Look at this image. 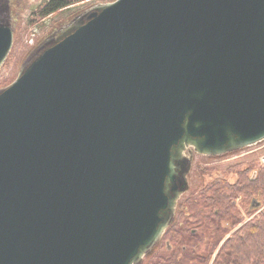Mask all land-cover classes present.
I'll list each match as a JSON object with an SVG mask.
<instances>
[{"label":"water","instance_id":"95a60500","mask_svg":"<svg viewBox=\"0 0 264 264\" xmlns=\"http://www.w3.org/2000/svg\"><path fill=\"white\" fill-rule=\"evenodd\" d=\"M263 140L264 0L86 8L0 88V264H141L176 217L193 154Z\"/></svg>","mask_w":264,"mask_h":264},{"label":"trees","instance_id":"16d2710c","mask_svg":"<svg viewBox=\"0 0 264 264\" xmlns=\"http://www.w3.org/2000/svg\"><path fill=\"white\" fill-rule=\"evenodd\" d=\"M78 1L43 0L40 13ZM254 166L251 161L234 171L233 181L215 177L199 184L202 205L193 204L189 213L177 206L174 221L141 264H264V166Z\"/></svg>","mask_w":264,"mask_h":264},{"label":"rangeland","instance_id":"374dc122","mask_svg":"<svg viewBox=\"0 0 264 264\" xmlns=\"http://www.w3.org/2000/svg\"><path fill=\"white\" fill-rule=\"evenodd\" d=\"M110 1L113 0H80L69 7L44 16L40 13L43 0H12L10 16L14 28L13 45L0 68V88L7 86L17 77L26 56L45 36L60 25L67 23L84 9ZM251 161L255 163L253 169H256L257 166H264V140L253 146L221 156L206 157L194 153L188 175L189 187L181 196L178 207L180 205L185 213H189L193 204L196 207L201 206L203 202L199 199V184L208 182L215 177H224L228 181H233L236 177L234 171L242 169ZM194 197H198L197 203L191 200ZM235 202L239 206V210H242L239 204L240 199L238 198ZM142 262L148 261L144 259Z\"/></svg>","mask_w":264,"mask_h":264},{"label":"flooded vegetation","instance_id":"af4514ba","mask_svg":"<svg viewBox=\"0 0 264 264\" xmlns=\"http://www.w3.org/2000/svg\"><path fill=\"white\" fill-rule=\"evenodd\" d=\"M60 26H62V25H60ZM60 26H59V27H60ZM59 27H58V28H59ZM56 29H57V28H56ZM56 29H54V30H56Z\"/></svg>","mask_w":264,"mask_h":264}]
</instances>
